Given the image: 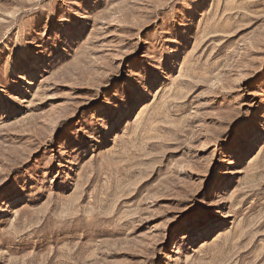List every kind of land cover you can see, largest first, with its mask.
Wrapping results in <instances>:
<instances>
[{
  "label": "rangeland",
  "instance_id": "1",
  "mask_svg": "<svg viewBox=\"0 0 264 264\" xmlns=\"http://www.w3.org/2000/svg\"><path fill=\"white\" fill-rule=\"evenodd\" d=\"M0 0V264H264V0Z\"/></svg>",
  "mask_w": 264,
  "mask_h": 264
},
{
  "label": "snow or ice",
  "instance_id": "2",
  "mask_svg": "<svg viewBox=\"0 0 264 264\" xmlns=\"http://www.w3.org/2000/svg\"><path fill=\"white\" fill-rule=\"evenodd\" d=\"M53 5L57 8V10H59V4L56 3V0H53ZM0 183H3V182L0 181Z\"/></svg>",
  "mask_w": 264,
  "mask_h": 264
}]
</instances>
